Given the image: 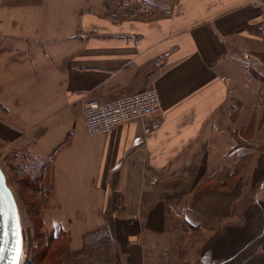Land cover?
<instances>
[{
	"label": "crops",
	"instance_id": "1",
	"mask_svg": "<svg viewBox=\"0 0 264 264\" xmlns=\"http://www.w3.org/2000/svg\"><path fill=\"white\" fill-rule=\"evenodd\" d=\"M121 1L0 0L19 218L65 264H264V0ZM150 87L156 111L87 132V99Z\"/></svg>",
	"mask_w": 264,
	"mask_h": 264
},
{
	"label": "built area",
	"instance_id": "2",
	"mask_svg": "<svg viewBox=\"0 0 264 264\" xmlns=\"http://www.w3.org/2000/svg\"><path fill=\"white\" fill-rule=\"evenodd\" d=\"M133 1L144 4L143 0H122L120 4ZM159 105V95L154 87L109 100L89 98L82 110L83 122L88 133H104L117 124L153 113ZM54 264L65 263L59 261Z\"/></svg>",
	"mask_w": 264,
	"mask_h": 264
},
{
	"label": "rangeland",
	"instance_id": "3",
	"mask_svg": "<svg viewBox=\"0 0 264 264\" xmlns=\"http://www.w3.org/2000/svg\"><path fill=\"white\" fill-rule=\"evenodd\" d=\"M0 165L6 174L9 185L16 194L17 182L20 185L19 188L22 187L25 182L18 181L16 165L8 163L5 157L3 158L1 150ZM25 206L26 205L22 203H18L19 212L21 209H24ZM32 206V203L27 204V207H30V209ZM30 222L34 223V229L31 228ZM19 225L21 245L16 264H54L59 261L66 263V259H68L69 256L65 253L66 235L64 232L55 238L52 230H44L35 219L22 218V216H20Z\"/></svg>",
	"mask_w": 264,
	"mask_h": 264
},
{
	"label": "water",
	"instance_id": "4",
	"mask_svg": "<svg viewBox=\"0 0 264 264\" xmlns=\"http://www.w3.org/2000/svg\"><path fill=\"white\" fill-rule=\"evenodd\" d=\"M21 245L19 217L13 193L0 167V264H16Z\"/></svg>",
	"mask_w": 264,
	"mask_h": 264
},
{
	"label": "bare ground",
	"instance_id": "5",
	"mask_svg": "<svg viewBox=\"0 0 264 264\" xmlns=\"http://www.w3.org/2000/svg\"><path fill=\"white\" fill-rule=\"evenodd\" d=\"M0 167L2 168V166L0 165ZM3 170V169H2ZM4 171V170H3ZM16 202V201H15ZM17 205V203H16ZM17 209H18V206H17ZM18 217H19V213H18ZM19 222H20V218H19ZM20 226V225H19Z\"/></svg>",
	"mask_w": 264,
	"mask_h": 264
},
{
	"label": "snow or ice",
	"instance_id": "6",
	"mask_svg": "<svg viewBox=\"0 0 264 264\" xmlns=\"http://www.w3.org/2000/svg\"><path fill=\"white\" fill-rule=\"evenodd\" d=\"M15 259H17V257H14L13 260L15 261Z\"/></svg>",
	"mask_w": 264,
	"mask_h": 264
}]
</instances>
